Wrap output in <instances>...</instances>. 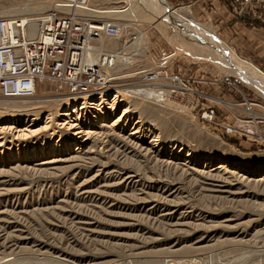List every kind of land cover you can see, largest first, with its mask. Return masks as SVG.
I'll return each instance as SVG.
<instances>
[{"label": "rangeland", "instance_id": "374dc122", "mask_svg": "<svg viewBox=\"0 0 264 264\" xmlns=\"http://www.w3.org/2000/svg\"><path fill=\"white\" fill-rule=\"evenodd\" d=\"M58 1L0 0V14ZM128 1L88 3L109 10ZM162 1L264 73V61L257 64L235 39L240 27L264 29V0ZM128 18L122 37L103 38L104 50L120 52L126 64L108 70L113 87L90 92L108 101L81 104L82 95L54 81L39 83L32 98L0 97V111L31 103L27 114L39 119L33 128L49 126L11 145L5 132L11 149L0 153V264H264L263 85L225 74L192 32ZM139 34L145 45H131ZM157 69L179 75L186 91L162 104L128 95ZM162 83L167 89L171 80ZM71 97L83 107L56 116L60 107L50 101ZM209 109L211 119L204 117ZM66 121L89 132L83 142L69 143ZM64 146L68 153L60 152Z\"/></svg>", "mask_w": 264, "mask_h": 264}, {"label": "built area", "instance_id": "2783aa9c", "mask_svg": "<svg viewBox=\"0 0 264 264\" xmlns=\"http://www.w3.org/2000/svg\"><path fill=\"white\" fill-rule=\"evenodd\" d=\"M62 1L70 5L63 12L55 9L30 17L0 16V97L32 98L37 85L48 81L66 86L72 95L100 90L111 83L104 67L113 65V56L97 50L98 62H92L87 44L103 36L122 37L120 23L76 13L72 7L87 0ZM146 76L143 86L158 87L159 91L164 88L163 79L171 80L161 70ZM171 92L176 90L172 88ZM213 115V109L204 113L205 118Z\"/></svg>", "mask_w": 264, "mask_h": 264}, {"label": "bare ground", "instance_id": "6f19581e", "mask_svg": "<svg viewBox=\"0 0 264 264\" xmlns=\"http://www.w3.org/2000/svg\"><path fill=\"white\" fill-rule=\"evenodd\" d=\"M88 2H89V0H87V2L85 4H83V5L75 4V6H73L72 8H74L76 13H78V14L82 13V14H86V15L91 16V17L98 16V18H110V19L117 20L120 23L122 29H125V27L122 24L121 20L122 21H123V19L126 20L125 18H127L129 16H130V18L131 17L132 18H134V17L136 18V17L140 16V17H143V18L144 17L147 18L149 21L154 23L156 26L162 25L163 21L167 20L171 24L170 27H172L174 29L173 31L176 30L177 32L179 31V32H182V33L183 32H187L188 33V31L192 32L193 33L192 36L195 34V35H197V37L199 36V38H201V39L197 38L198 41H202L203 43L208 45V46H206V45L205 46L209 49L208 54H207V58L209 60H213L217 64H220L221 67H222V70H224L225 74H227V75H231L233 77H236V78H238L240 80H243V81H245L246 83H249V84H254V85H257V86H260V87H261V85H263V87H261L262 88L261 91L263 92V95H264V73L263 72H261L252 62L249 63L248 61L239 58L236 55V53L233 50V48L227 46L223 41H221L216 36L215 32L211 28H208L207 26L203 27V26L198 25V24H192L185 16L177 14L171 8L167 7L166 4L164 3V1H162V0L161 1H159V0H136V1L130 0V1H128V4H127L128 6L126 7V5H125V8H123V9L113 6V8H111L109 10H102V8H100V7L95 9ZM65 4L68 5V7L64 6ZM61 5L64 8H62ZM54 7L56 9L66 10L67 8H70V5L66 1L60 0V1L57 2L56 5L55 4H51V5L50 4L49 5L40 4V5H35V6H32V7H28L26 9L25 8H21V10H19V11H22L23 13H20L17 10L8 9V11H4V12L1 13L3 15H1V14L0 15L1 16H10L12 14H18L19 15V14H27V13H32V12H35V13L36 12H41V11L43 12L45 10L46 11L49 10V9L51 10V8H54ZM23 17H30V16H23ZM130 18H128V19H130ZM172 36H173V34H172ZM186 37H187V35H186ZM103 38H108L109 39V38H114V37H112V36H103L102 38L98 39L99 42L96 39H90V41L88 42V44H87V52L90 53L89 54L90 61L98 62V60H97L98 59L97 56L99 55L98 52L101 51V49L104 50L106 48L105 44L107 42L104 43V40H106V39L103 40ZM137 39H138V42L141 45H145L144 44L145 43V39H144L142 34L136 35L135 39H132L131 45H133V43L138 45L135 42V40H137ZM188 40H190V43L196 41V40L193 41V39L192 40L188 39ZM198 41H197V43H198ZM115 43L112 44L111 47L115 46L116 45ZM205 46H202V47H205ZM188 48H190L192 50L191 47L188 46ZM198 48H199V46H198ZM97 50H98V52L94 53ZM104 51H107V50H104ZM192 51H194V50H192ZM107 52H109V51H107ZM109 53H110V55L113 56L114 62H113V65L111 67H104L106 73H108V70H111L112 67H115L117 65L118 66L123 65V64H120L123 61L122 57H116V55L120 54V52L117 51V52H113V53L109 52ZM194 54H195V52H194ZM195 55L197 56V54H195ZM198 55H199V53H198ZM127 61L128 60H126V62ZM124 65H126V64H124ZM163 69L164 68H162V70ZM157 70H155L153 72H157ZM158 71H160V69ZM164 71H167V70L165 69ZM149 73L145 72L142 75L143 78L147 77L146 75L149 74ZM117 74H119V72H117ZM167 75L169 76V73ZM173 76L174 75L172 73L171 74V81L172 82H171L170 86L167 87V89L162 88L161 91H159L160 88H158V87L154 89L152 87H147V86L141 87V85H137L138 86V87L136 86L137 88L132 89V90H127L126 92L128 93V95L139 96L140 98H143V99H146V100L150 99V100L153 101V103L162 104V103L166 102L168 97H170L173 94L171 92L172 88H174L175 90H177L179 88H182V89H185L184 91H186V88H183V82H182L181 77L179 75H176L175 78H173ZM108 85H110V84H106L103 87V89L109 88ZM110 86L113 87V85H110ZM136 90H137V93H136ZM106 96L107 95L106 94L103 95L102 92L98 93V94H94V93H90L89 92V93L82 94V96L79 97V100H83L80 103L84 104V105H88V103H86V102H88V100H91V101H89L90 103L91 102H95V101H97V102L99 101L100 102L99 104H102L105 101H108V98H106ZM71 98H67L65 100L61 99L62 101L57 100V99L50 101V103H52V105H54L56 107H60L59 109L57 108V110L55 111L56 112V114H55L56 116L62 117V118L67 116V117L70 118L72 112H74L75 110L77 111L79 108L83 107L81 105L77 106L78 103H76V101H77L76 97H73L72 99ZM30 104L29 103L28 104H26V103L25 104H15V105L12 104V107H11L10 111L15 112L14 114L13 113H11V114L9 113L8 114V111L6 112V109H5V112L0 111V148H2V149H0V153H2L4 149H6V151H9L11 149V146H10L11 143L13 144L14 142L17 143L18 141H21V140H25V139H29V138L31 139V137L34 136V135H37L38 132L41 133L45 129L49 128V126L46 125V124L42 125V126H39L37 128H33L36 125L37 121H39V119H38V115L36 113H35V115H36L35 118H32V117L30 118V116L32 114L31 115L27 114L29 112V109L26 108V106H29ZM91 104H94V103H91ZM110 107L106 106L107 109H109ZM12 108H13V110H12ZM104 109L105 108L103 106L102 107H97L95 109V111H96L97 114H98L97 111H99V113H101V112L105 113ZM48 110H50V109H48ZM154 110L155 109L151 108L150 106L149 107L145 106L142 109V111L144 113L146 112V114L147 113L151 114V113L154 112ZM125 111L126 110L124 109L123 112H125ZM48 115L45 116V120L42 121L43 123H48V121H50V119H48V118H50ZM35 119H37V121H34ZM52 120H53V118H52ZM96 120H99V119H96ZM68 121H66L67 122V126H65V133L69 135V140H68L69 143L73 142L75 144H79L80 142H83L82 138H84L86 134L88 135L89 132L87 133V131H83V129H80L79 127L76 128V125H78L77 123L76 124H72V123H70ZM119 121H121L120 116H118L110 125L111 126L115 125ZM1 124H4V125L1 126ZM61 128H59V129H61ZM56 131H58V130H56ZM5 132H7L9 134V136H10L9 137L10 139H8V141H7V142L10 143L9 146H5V143H6L5 141L6 140H4V138H5V135H8V134H5ZM52 134H54V133H52ZM56 142H59V139H57ZM62 144L63 143H57V146H61ZM67 147H69V146H64V148H62L60 152L61 153H64V152L68 153L67 152L68 150L65 149Z\"/></svg>", "mask_w": 264, "mask_h": 264}, {"label": "crops", "instance_id": "0c3cea01", "mask_svg": "<svg viewBox=\"0 0 264 264\" xmlns=\"http://www.w3.org/2000/svg\"><path fill=\"white\" fill-rule=\"evenodd\" d=\"M243 24H239L242 26ZM240 34L236 40L237 46L241 45L242 49L252 50L251 52L254 55V61L259 65L264 61V29L258 30L257 28H249V27H240ZM247 48V49H246ZM247 58H251L248 53L244 54Z\"/></svg>", "mask_w": 264, "mask_h": 264}]
</instances>
